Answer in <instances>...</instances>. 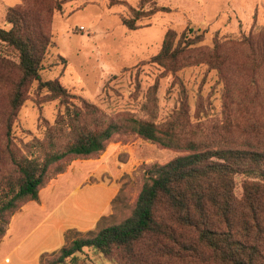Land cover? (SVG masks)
<instances>
[{"label":"rangeland","instance_id":"1","mask_svg":"<svg viewBox=\"0 0 264 264\" xmlns=\"http://www.w3.org/2000/svg\"><path fill=\"white\" fill-rule=\"evenodd\" d=\"M21 1L0 0V27H11L6 21L7 12ZM140 2L64 3L63 10L52 19L54 47L43 79H59L77 97L97 105L109 120L132 115L158 124L173 122L184 137L218 148L264 153V0H146V11L158 4L171 12L145 16L138 21L139 29L131 31L122 24V18L131 17L132 8ZM44 3L31 1L30 6L38 8ZM190 28L194 29L191 38L202 34L204 41L187 52L180 70L172 72L151 62L161 51L168 31H175L180 38ZM155 85L156 107L150 110L148 94ZM8 102L9 89L1 86L2 112ZM61 110L58 100L40 97L37 85H33L13 127L15 151L26 155L28 143L44 141ZM185 154L137 134L117 135L102 154L74 161L47 205L66 200L67 214L108 216L113 209L106 201L116 189H123V201L133 207L147 168ZM15 177L13 165L1 154L0 184L18 175ZM91 200L102 206H95ZM41 215L37 210L27 213ZM35 219L28 220V226L36 225ZM152 245L147 241L138 248V254L143 250L142 264H166L152 258ZM130 261L125 258L122 263ZM64 264L119 263L96 249L84 248Z\"/></svg>","mask_w":264,"mask_h":264},{"label":"trees","instance_id":"2","mask_svg":"<svg viewBox=\"0 0 264 264\" xmlns=\"http://www.w3.org/2000/svg\"><path fill=\"white\" fill-rule=\"evenodd\" d=\"M31 1L38 0H22L10 8L6 21L11 27H0V87L9 89L6 111L0 107V156H7L18 175L0 184V241L16 213L38 201L41 190L74 161L102 154L117 135L137 134L186 154L147 168L133 207L123 201L121 189L111 202V215L102 216L94 230H67L64 246L42 254L40 264H64L84 248L96 249L119 264L125 258L131 260L127 264H142L143 250L137 251L147 241L153 242L152 258L166 264H264V153L218 148L184 137L173 122L158 124L132 115L109 120L59 79L44 80L42 72L54 47L53 16L64 3L77 0H45L38 8L30 6ZM145 4L141 0L131 17L122 18L127 29L138 30V21L145 16L171 12L158 4L146 11ZM192 32L187 29L179 38L168 31L151 62L172 72L180 70L187 52L204 41L202 34L191 38ZM215 53L216 58L217 49ZM33 85L40 97L58 100L62 110L45 140L31 141L28 154L20 155L13 127ZM157 90L155 85L148 94L150 110L156 107Z\"/></svg>","mask_w":264,"mask_h":264},{"label":"crops","instance_id":"3","mask_svg":"<svg viewBox=\"0 0 264 264\" xmlns=\"http://www.w3.org/2000/svg\"><path fill=\"white\" fill-rule=\"evenodd\" d=\"M67 175L66 172L56 178L41 191L38 201L30 202L16 213L5 237L0 241V264H40L42 254L55 252L64 246L67 230L88 231L96 226L103 216L102 213L90 216L67 214L64 205L66 200L51 207L47 205L49 198L59 189L60 180ZM117 193L118 189L105 204L111 205ZM89 202L98 207L102 206L94 200ZM33 210H37L42 215L27 216V213ZM32 217H36L38 223L28 226V220Z\"/></svg>","mask_w":264,"mask_h":264}]
</instances>
